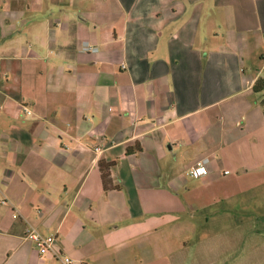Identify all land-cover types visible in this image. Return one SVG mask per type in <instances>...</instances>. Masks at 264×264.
I'll return each mask as SVG.
<instances>
[{"label":"crops","instance_id":"crops-1","mask_svg":"<svg viewBox=\"0 0 264 264\" xmlns=\"http://www.w3.org/2000/svg\"><path fill=\"white\" fill-rule=\"evenodd\" d=\"M259 77L264 0H0V264H264L183 217L264 186Z\"/></svg>","mask_w":264,"mask_h":264},{"label":"rangeland","instance_id":"rangeland-1","mask_svg":"<svg viewBox=\"0 0 264 264\" xmlns=\"http://www.w3.org/2000/svg\"><path fill=\"white\" fill-rule=\"evenodd\" d=\"M187 178V184L193 186L196 179ZM189 216L194 217L197 221L201 220L203 217L214 218L215 222L216 220L221 221L220 224H218L219 222L217 221V224L213 222L210 225L198 226L199 229L197 230L196 238L200 237L201 234H205V230H210L211 236L218 231H222V233L225 234L223 237H228L227 245L231 247L232 244H234L233 238L235 234H238V236L241 235L245 239L244 249L246 253V251L251 249L252 242L256 239V235L253 234L254 231L252 229L254 228L255 230L257 227L264 229V219H261L262 221L256 224L253 223L255 217L264 216V186L261 185L254 193L239 194V196L237 194L231 199L222 201L204 210L189 209L183 214V217L188 218ZM236 219L240 220L242 224L236 225ZM197 243L198 240L193 236L190 241V246L195 247ZM230 259L232 258H229V260Z\"/></svg>","mask_w":264,"mask_h":264},{"label":"built area","instance_id":"built-area-1","mask_svg":"<svg viewBox=\"0 0 264 264\" xmlns=\"http://www.w3.org/2000/svg\"><path fill=\"white\" fill-rule=\"evenodd\" d=\"M82 49L84 51H93L96 50L94 47L89 45L87 42H84ZM23 110L25 111L26 108L24 107ZM27 111V110H26ZM99 150L98 147H95V151ZM209 159L206 157L200 158L194 162V164L188 169V174L191 177H202L207 174V164ZM16 217L15 214H13ZM26 238L31 240L39 254H47L49 252L54 251V244H55V236L54 235H43L36 229H30L26 232ZM63 261L67 264H70V259L68 257H64Z\"/></svg>","mask_w":264,"mask_h":264},{"label":"trees","instance_id":"trees-1","mask_svg":"<svg viewBox=\"0 0 264 264\" xmlns=\"http://www.w3.org/2000/svg\"><path fill=\"white\" fill-rule=\"evenodd\" d=\"M264 88V79L259 77L253 86V89L255 91H261ZM261 104L264 107V97L261 100ZM139 150V146L138 145H134L133 147H127L126 151L127 152H133ZM114 162H106L104 160H100L98 161V168L100 171V175H101V180L103 183V187L105 189H107L110 185H111V181H110V169L113 167Z\"/></svg>","mask_w":264,"mask_h":264}]
</instances>
